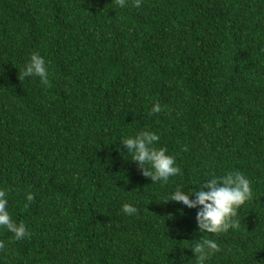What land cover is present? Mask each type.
<instances>
[{
    "label": "trees",
    "instance_id": "trees-1",
    "mask_svg": "<svg viewBox=\"0 0 264 264\" xmlns=\"http://www.w3.org/2000/svg\"><path fill=\"white\" fill-rule=\"evenodd\" d=\"M32 52L48 85L19 79ZM142 129L167 183L119 143ZM232 169L251 196L208 264H264V0H0V188L29 233L0 226V264H187L196 209L162 200Z\"/></svg>",
    "mask_w": 264,
    "mask_h": 264
},
{
    "label": "clouds",
    "instance_id": "clouds-1",
    "mask_svg": "<svg viewBox=\"0 0 264 264\" xmlns=\"http://www.w3.org/2000/svg\"><path fill=\"white\" fill-rule=\"evenodd\" d=\"M125 0H120L124 6ZM140 0H132L133 7H139ZM49 63L38 52L29 54L22 66L19 79L38 77L44 85L49 84ZM161 105L154 103L150 112L158 113ZM159 135L151 130L142 129L135 134L126 135L119 140L122 147L131 154V160L136 163L144 177L150 178L152 183H167L170 178L177 176L181 169L177 166L175 157L167 152L163 146H157ZM185 187L177 185L173 191L166 194L162 201H174L181 205V213L185 209H196V230L203 233L199 239H193L190 250L193 257L187 264H208V261L221 250L216 239L208 234H222L227 230L239 226L238 211L241 205L251 196V181L239 170H226L222 174L209 173L199 185L183 191ZM27 199H32L31 193H26ZM125 214H134L137 208L132 203L125 202L121 206ZM0 226L13 233L15 239H22L28 235L24 223L14 222L8 210V193L0 188ZM5 248V242L0 240V249ZM184 260L183 254L180 257Z\"/></svg>",
    "mask_w": 264,
    "mask_h": 264
}]
</instances>
